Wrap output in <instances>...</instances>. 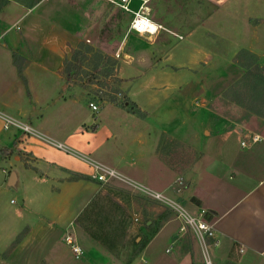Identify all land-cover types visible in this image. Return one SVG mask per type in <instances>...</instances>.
<instances>
[{
  "label": "rangeland",
  "instance_id": "374dc122",
  "mask_svg": "<svg viewBox=\"0 0 264 264\" xmlns=\"http://www.w3.org/2000/svg\"><path fill=\"white\" fill-rule=\"evenodd\" d=\"M80 1L88 19L77 42L91 50L71 81L62 64L56 91L34 103L0 47V103L8 104L0 110L33 128L4 129L0 121V233L22 223V234L34 220L35 264H222L219 248L209 244L202 252L192 229L180 230L177 211L152 191L183 207L162 190L168 177L160 162L174 165L181 156L191 164L201 156L190 149L196 142L214 154L229 142L241 153L240 140L249 144L250 136L241 138L236 128H264V24L256 18L264 0H153L152 18L163 27L152 40L129 31L130 14L106 0ZM33 88L43 93L35 81ZM129 101L144 113L128 112L121 104ZM95 162L116 175L94 177ZM11 170L14 184L6 182ZM176 177L183 180L172 174L171 181ZM169 218L140 249L138 241ZM190 239L193 249L179 256Z\"/></svg>",
  "mask_w": 264,
  "mask_h": 264
},
{
  "label": "crops",
  "instance_id": "0c3cea01",
  "mask_svg": "<svg viewBox=\"0 0 264 264\" xmlns=\"http://www.w3.org/2000/svg\"><path fill=\"white\" fill-rule=\"evenodd\" d=\"M73 1L0 0L3 40L0 47L10 54L8 67L12 76L20 79L25 92L33 96L34 103L36 96L49 95L51 89L56 91V84L52 83L57 79L55 74L61 69L66 51L77 46V32L87 24L88 15L81 1ZM256 18H262L259 24H264V15ZM34 81L43 89L42 94L33 88ZM1 102L3 106L8 105ZM236 131L241 138L256 133L260 139L245 146L241 145V139V153L229 142L223 143L218 154L212 153L209 147L199 146L198 142L191 143L194 145L191 151L194 154L196 151L197 156L201 154L191 164L184 163L185 157L181 156L174 165L158 164L168 177L162 190L170 191L190 214L206 210L205 218L213 225L218 239L215 247L219 248L222 264H264V142H261L264 141V128L256 131L239 126ZM25 142L19 144L25 146ZM180 143L176 151L182 153L181 146L185 143L182 140ZM24 149L30 153V158H36L31 150ZM149 152L153 160L159 159L155 149L150 147ZM172 174L182 177V182L178 183L177 177L171 181ZM16 179V172L11 170L6 182L14 184ZM21 212H16L17 220L22 216ZM171 220L169 218L159 226L143 250L148 249ZM26 224L28 227L22 234V223L20 228L17 223L13 229L7 227L3 235L0 233V264H35V221ZM5 225L0 223V227L5 228ZM9 228L13 233L8 232ZM14 232L17 233L13 235ZM191 239L189 248L179 250V256L191 252ZM197 245L202 252L206 251L199 240ZM56 260L48 263L56 264ZM218 260L220 262V258Z\"/></svg>",
  "mask_w": 264,
  "mask_h": 264
},
{
  "label": "built area",
  "instance_id": "2783aa9c",
  "mask_svg": "<svg viewBox=\"0 0 264 264\" xmlns=\"http://www.w3.org/2000/svg\"><path fill=\"white\" fill-rule=\"evenodd\" d=\"M107 2L117 6L122 11L127 12L130 14V18L128 21V30L132 31L135 35L143 38L145 37L144 33L149 32L153 39L158 34V31L162 29V25L155 21L152 18L151 12V2L153 0H106ZM137 2V6L135 8L131 7L132 3ZM145 39V38H143ZM89 106L92 110H97L98 107L94 102H90ZM0 121L2 122V127L4 129H8L10 127H15L18 129L23 130L24 132L31 131L33 128L27 124L26 122L13 117L2 110H0ZM260 139V135L253 133L249 137L250 143L256 142ZM58 146L61 144L58 143ZM241 145H247L246 140L241 141ZM96 171L94 172L93 176L99 179H104L105 176H115L116 172L98 162L94 163ZM178 183H181V178L176 180ZM151 191V190H148ZM155 197L159 199H165L167 203L171 207L176 210V217H179L182 220V224L180 225V230H185V227H190L195 234L196 238L200 241L203 247H207L209 244L216 246L218 244V239L215 237V230L213 225L209 223V221L205 218L206 210L201 209L198 211L197 214H190L187 212L181 205L173 200H168L162 193L157 191H152ZM210 240V241H209ZM65 241L70 246L71 252L76 256H80L83 251L81 247L74 242L72 236L70 234L65 235ZM168 250V249H166ZM207 263L210 264V261L207 260Z\"/></svg>",
  "mask_w": 264,
  "mask_h": 264
},
{
  "label": "trees",
  "instance_id": "16d2710c",
  "mask_svg": "<svg viewBox=\"0 0 264 264\" xmlns=\"http://www.w3.org/2000/svg\"><path fill=\"white\" fill-rule=\"evenodd\" d=\"M91 50V46L86 44L83 41H79L78 45L71 50V54L69 58H65L63 60V73L67 81H71L74 76L80 71L81 63L83 59L86 57L87 53ZM264 93V92H263ZM127 99V98H126ZM128 101V99H127ZM128 112L142 115L144 112L138 107V105L134 101H129V105L121 104ZM7 150V149H6ZM78 178H86L85 176H77ZM150 224L145 223V228L151 227ZM157 229H154L150 233H147L142 239L138 241V246L140 249H143L146 243L151 239V237L155 234Z\"/></svg>",
  "mask_w": 264,
  "mask_h": 264
},
{
  "label": "bare ground",
  "instance_id": "6f19581e",
  "mask_svg": "<svg viewBox=\"0 0 264 264\" xmlns=\"http://www.w3.org/2000/svg\"><path fill=\"white\" fill-rule=\"evenodd\" d=\"M144 35H145V38H147L149 40L153 39V37L151 36V34L149 32H145Z\"/></svg>",
  "mask_w": 264,
  "mask_h": 264
},
{
  "label": "water",
  "instance_id": "95a60500",
  "mask_svg": "<svg viewBox=\"0 0 264 264\" xmlns=\"http://www.w3.org/2000/svg\"><path fill=\"white\" fill-rule=\"evenodd\" d=\"M11 178V177H10ZM11 182V179L9 180Z\"/></svg>",
  "mask_w": 264,
  "mask_h": 264
}]
</instances>
